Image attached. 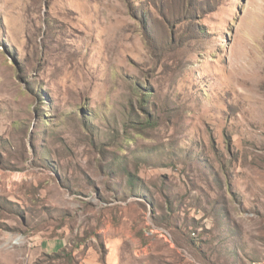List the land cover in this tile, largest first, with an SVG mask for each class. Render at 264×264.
Instances as JSON below:
<instances>
[{
  "label": "rangeland",
  "instance_id": "1",
  "mask_svg": "<svg viewBox=\"0 0 264 264\" xmlns=\"http://www.w3.org/2000/svg\"><path fill=\"white\" fill-rule=\"evenodd\" d=\"M185 1L0 0V264H264V0Z\"/></svg>",
  "mask_w": 264,
  "mask_h": 264
},
{
  "label": "crops",
  "instance_id": "2",
  "mask_svg": "<svg viewBox=\"0 0 264 264\" xmlns=\"http://www.w3.org/2000/svg\"><path fill=\"white\" fill-rule=\"evenodd\" d=\"M58 238L44 239L36 247L38 252L44 254L55 253L67 246L66 242H60ZM82 245L74 247L72 249V256L74 257L75 264H117L118 254L117 250H108L107 254L100 257V253L94 249V252H90L91 248H83ZM59 264H69V263H59Z\"/></svg>",
  "mask_w": 264,
  "mask_h": 264
},
{
  "label": "trees",
  "instance_id": "3",
  "mask_svg": "<svg viewBox=\"0 0 264 264\" xmlns=\"http://www.w3.org/2000/svg\"><path fill=\"white\" fill-rule=\"evenodd\" d=\"M185 4L187 6H192L193 5V7H194L193 10H198V7L195 4H192V2L190 0H186ZM207 4H208V2H207ZM209 5H210V7H212V4H209ZM210 7H209V9H210ZM141 100L143 101L142 97H141ZM141 106L143 107L144 105H141ZM72 249L69 250L68 247H64L63 249L60 250V252H55V253H52V254H44V255H46L49 258H52L53 260H55L56 258L57 259L61 258L62 260L65 261L64 263L75 264L74 257L72 256ZM57 264H59V263H57Z\"/></svg>",
  "mask_w": 264,
  "mask_h": 264
}]
</instances>
